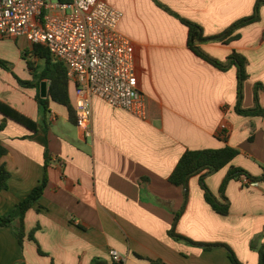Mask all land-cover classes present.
I'll use <instances>...</instances> for the list:
<instances>
[{
    "label": "crops",
    "instance_id": "0c3cea01",
    "mask_svg": "<svg viewBox=\"0 0 264 264\" xmlns=\"http://www.w3.org/2000/svg\"><path fill=\"white\" fill-rule=\"evenodd\" d=\"M122 13L117 31L130 42L135 71L145 101L143 119L91 100L92 137L84 138L64 106L37 103L25 56L36 66L25 38L0 36V101L38 125L31 132L0 114V166L8 173L0 191V218L17 219L19 203L44 174L46 188L23 219L20 245L11 226L0 227V264H232L220 246L203 248L169 235L176 215V234L204 245L227 246L242 264H258L264 244V182L230 180V168L252 177L264 173V90H257L262 116L235 112L236 69L220 71L187 47L186 19L215 36L253 14L257 0H103ZM170 11L171 13H169ZM259 21L239 28L228 44H200V50L224 63L233 52L246 61L241 108L255 107L254 87H264V5ZM74 107L75 88L69 82ZM225 130H221V126ZM225 138V139H224ZM238 151L230 164L205 178L216 200L228 203L226 215L206 203L199 175L185 190L169 177L185 151ZM48 167L45 171V161ZM186 203L184 206V196ZM1 222V220H0ZM33 234L34 241L28 239Z\"/></svg>",
    "mask_w": 264,
    "mask_h": 264
},
{
    "label": "built area",
    "instance_id": "2783aa9c",
    "mask_svg": "<svg viewBox=\"0 0 264 264\" xmlns=\"http://www.w3.org/2000/svg\"><path fill=\"white\" fill-rule=\"evenodd\" d=\"M49 1L0 0V36L25 38L65 65L75 87V127L84 138L92 137L93 97L143 119L145 101L134 55L117 31L122 13L103 0ZM110 256L122 264L117 252Z\"/></svg>",
    "mask_w": 264,
    "mask_h": 264
},
{
    "label": "trees",
    "instance_id": "16d2710c",
    "mask_svg": "<svg viewBox=\"0 0 264 264\" xmlns=\"http://www.w3.org/2000/svg\"><path fill=\"white\" fill-rule=\"evenodd\" d=\"M59 2H67L69 3L71 0H58ZM264 5V0H257L253 14L249 17L243 18L234 24H232L228 29L223 31L222 33L215 35V36H204L202 29L199 25L188 21L183 18H179L175 14L173 15L176 17L179 22L187 28L188 36H187V47L188 49L193 52L196 56L202 59L207 64L211 65L217 70L225 71L230 67H234L236 69V80H237V102L235 106V112L238 115L242 116H262L263 111L259 107L258 98H257V90L262 89L264 87L260 84L255 85L254 87V102L255 107L250 110H244L241 108V98H242V85L243 82L247 78L246 74V59L239 55L236 52H233L229 55L226 62L221 63L218 62L205 53H203L199 45L204 43H211L217 42L222 44H228L231 41L237 38V35L234 33L241 27L246 25L255 23L259 21V8ZM31 55L38 59L41 63L40 65L36 66L33 62L28 60V57L25 56L27 68L31 73L32 80L31 81H23L16 77L18 84L21 87L27 88H38L39 84L43 81L48 82L47 88V96L45 98H41L39 94L37 95V103L40 109L43 112L47 111L49 101L56 103L58 105L64 106L68 111L69 119L75 124V110L70 101L69 95V81L67 78V69L65 65L50 56L48 51L39 45H32L31 47ZM0 67L3 69H8V65L6 62L0 60ZM74 86V85H73ZM75 88V87H74ZM0 114L5 118L13 121L14 123L26 128L31 132L38 131V125L35 121L30 118L25 117L24 115L20 114L7 104L0 101ZM4 128L3 125H0V131ZM225 139V138H224ZM5 151L0 146V158L4 155ZM238 155V151L234 148L229 146H225L220 149H205V150H196V151H185L184 154L178 160L174 170L172 171L169 182L176 186L181 187L185 190L186 184L188 179L191 176L199 175V183L200 187L204 192V199L206 203H208L214 211L219 214L226 215L228 212V203L225 204L219 203L214 195L207 189L204 181L207 176H210L222 168L228 166L230 162ZM48 167L47 160L45 161L44 168L45 171ZM240 177L247 178L251 183L257 182H264V173L261 177H252L247 172L240 168H230L227 172L221 187H220V194L223 196L225 187L227 183L232 179H238ZM7 180H8V173L4 170L2 166H0V191L7 189ZM47 185V176L44 174L42 181L36 185L28 195L19 203V216L17 219H11L9 217H1L0 220V227L11 226L13 229V233L20 245L25 237L24 233V226H23V219L24 214L38 201L40 196H42L45 188ZM186 203V195L184 196V206ZM179 218V215H176L173 227L169 232V235L177 240L185 241L194 246H200L203 248H211L214 246H220L226 249L228 252L229 260L232 264H242L238 261L235 257L233 252L225 245H204L201 243L193 242L192 240L182 237L175 233L174 227ZM28 239L34 241L32 232L28 234ZM258 253V264H264V244L260 246L257 251ZM92 264H105L98 259H94ZM119 264V263H114ZM149 264H162L155 261H150Z\"/></svg>",
    "mask_w": 264,
    "mask_h": 264
},
{
    "label": "water",
    "instance_id": "95a60500",
    "mask_svg": "<svg viewBox=\"0 0 264 264\" xmlns=\"http://www.w3.org/2000/svg\"><path fill=\"white\" fill-rule=\"evenodd\" d=\"M40 95H41L43 98H45V97L47 96V93H46V85H45L44 82L41 84V92H40Z\"/></svg>",
    "mask_w": 264,
    "mask_h": 264
},
{
    "label": "rangeland",
    "instance_id": "374dc122",
    "mask_svg": "<svg viewBox=\"0 0 264 264\" xmlns=\"http://www.w3.org/2000/svg\"><path fill=\"white\" fill-rule=\"evenodd\" d=\"M49 2H51V3H57L58 2V0H50Z\"/></svg>",
    "mask_w": 264,
    "mask_h": 264
}]
</instances>
